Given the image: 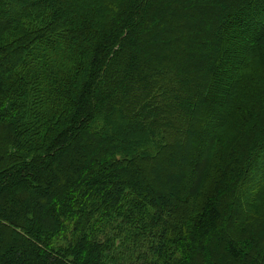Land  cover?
Here are the masks:
<instances>
[{"label": "trees", "instance_id": "1", "mask_svg": "<svg viewBox=\"0 0 264 264\" xmlns=\"http://www.w3.org/2000/svg\"><path fill=\"white\" fill-rule=\"evenodd\" d=\"M0 264H264V0H0Z\"/></svg>", "mask_w": 264, "mask_h": 264}, {"label": "rangeland", "instance_id": "2", "mask_svg": "<svg viewBox=\"0 0 264 264\" xmlns=\"http://www.w3.org/2000/svg\"><path fill=\"white\" fill-rule=\"evenodd\" d=\"M211 123H212V125H213V122H211ZM260 170H261V167H260ZM252 176H255L254 172L252 173Z\"/></svg>", "mask_w": 264, "mask_h": 264}]
</instances>
